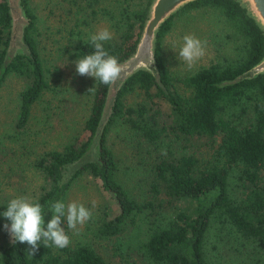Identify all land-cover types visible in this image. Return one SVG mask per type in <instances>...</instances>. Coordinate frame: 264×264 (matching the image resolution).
Segmentation results:
<instances>
[{"label":"trees","instance_id":"trees-1","mask_svg":"<svg viewBox=\"0 0 264 264\" xmlns=\"http://www.w3.org/2000/svg\"><path fill=\"white\" fill-rule=\"evenodd\" d=\"M83 1L86 0H68L76 9L82 7ZM98 2L86 1L89 6ZM149 3L150 0L113 1L117 7L115 27L119 35L116 41L107 42L105 48L117 56L119 62L134 51ZM17 5L26 18L22 29L26 51L9 53L16 16L10 0H0V86L11 72L29 78V84L19 93L15 126L22 128L29 120L33 103L48 83L31 35L35 14L29 7V0H17ZM199 7L216 10L235 27L239 41L233 49L237 56L223 62L213 61L177 78L186 90L181 93L161 55V42L175 17ZM115 8L100 9L114 12ZM110 15L113 17L112 13ZM89 37L78 35L73 44V55L82 58L94 52ZM154 51L157 76L139 68L125 79L114 96H108V85L96 80L90 112L84 122L88 137L84 140L75 136L61 148L48 149L34 158L33 163L48 180V185L43 186L33 200L44 208L45 227L53 216L49 211L50 204L66 203L70 186L85 171L99 181L100 188L114 205L113 211L104 210L102 231L106 234L119 232L127 221L134 224V213L150 204L149 201L143 204L136 201L116 178V156L106 139L115 122L122 120L153 144L149 149L157 158L152 166L157 182L152 189L157 193L161 180L162 191L170 197L188 198L193 202L190 211L178 210L165 221H161L162 218L151 221L149 231L139 243L144 259L149 264H229L216 257L212 259L207 249L211 230L219 223L220 228L223 227L221 224L231 226L236 239L240 238L244 243V256L232 264H264V180L261 177L264 176V72L227 83L262 57V29L240 0H192L160 25ZM131 91H142L143 96L133 104H125L124 97ZM156 96L162 97L171 108L169 123L161 119L160 111L154 106ZM108 97L111 105L105 116ZM167 131L209 136L207 156L194 153L177 156L171 150L160 154L154 143L163 140ZM211 137L219 138L214 143ZM92 143L96 146V155L86 159L85 154ZM235 177L248 182L243 184L245 191L242 189L234 194L230 184ZM8 203L0 202V231H5L4 238L8 237L4 225L11 224L2 214ZM62 227L68 234L65 221ZM29 247L26 243H12L11 237L5 239L0 249V264H110L87 242L71 243L65 248H46L41 243L34 256L28 255Z\"/></svg>","mask_w":264,"mask_h":264},{"label":"rangeland","instance_id":"rangeland-1","mask_svg":"<svg viewBox=\"0 0 264 264\" xmlns=\"http://www.w3.org/2000/svg\"><path fill=\"white\" fill-rule=\"evenodd\" d=\"M86 1H83L82 7L76 9L68 0H29V7L36 17L31 35L35 39L43 62L48 87L43 89L33 103L26 125L17 128L15 122L18 115L19 93L29 84V78L25 74L11 72L1 83L0 202L10 201L16 197H28L33 201L43 186L48 185L43 172L33 163L34 158L48 149L61 148L75 136L84 140L88 137L89 132L84 128V122L89 115L93 99V91L89 90L95 87L96 78L77 73L75 61L80 57L73 55V44L79 34L90 36L101 28H108L114 34L111 42L118 39L119 32L115 27L117 7L113 5L114 0H99L98 3L90 5L92 9ZM10 3L16 18L8 50L10 54L16 51L25 52L22 29L26 18L17 5V0H10ZM68 6L71 9H68ZM102 7L115 9L114 12H103L100 9ZM185 35H194L207 42L205 56L191 69L178 58ZM238 41L235 27L222 15L212 8L199 7L175 17L170 30L162 39L160 51L170 75L174 78V84L178 91L183 93L186 90L177 78L213 61L223 62L235 58L237 53L233 46ZM142 96V91H131L126 93L124 102L133 104ZM156 97L154 106L160 111L161 119L169 123L172 118L171 108L162 97ZM110 105L109 98L104 111L105 116ZM167 132L162 137L163 140L154 143L160 154L171 150L177 156L190 153L207 156L209 136ZM218 138H212L214 143ZM106 141L116 156V178L136 201L141 204L149 201L150 204L142 206L141 210L134 213V224L127 221L119 232L106 234L102 231L104 210L109 208L113 211L114 205L100 188L99 181L85 171L73 181L65 204L73 201L82 203L92 210L93 217L82 226L79 234L67 229L68 235L71 243L91 244L110 264H149L141 255L139 243L149 231L151 221L159 218L165 221L178 210L190 211L193 202L188 198L170 197L162 191L161 180L158 192L152 189L157 182L154 180L155 173L152 169L157 158L150 152L153 144L145 141L125 122L122 120L115 122ZM95 149L96 146L92 143L85 154L86 159L95 157ZM261 177L264 180V176ZM246 182L235 177L232 185L230 184L235 190L234 194L242 189L245 191L243 184ZM93 201L96 202L95 208L92 207ZM221 225L222 228L216 223L211 230L208 253L212 259L216 257L221 260L220 262L232 264L237 258L241 259L244 243L242 239H236L231 226ZM65 226L67 228L66 221ZM4 233V230L0 231V249L5 239H10L9 233L7 238H4Z\"/></svg>","mask_w":264,"mask_h":264},{"label":"clouds","instance_id":"clouds-1","mask_svg":"<svg viewBox=\"0 0 264 264\" xmlns=\"http://www.w3.org/2000/svg\"><path fill=\"white\" fill-rule=\"evenodd\" d=\"M113 38L114 34L108 28H101L90 35L89 43L94 52L75 61L79 75L94 77L97 82L108 86L117 84L123 78L125 69L119 58L105 48V44ZM206 43L194 35H185L178 58L184 61L189 69L193 68L205 56ZM93 90L94 88L89 91ZM92 207H96L95 201L92 202ZM49 211L53 216L45 227V211L39 202H33L28 197L11 199L2 214L11 221L10 226L6 223L4 228L10 234L12 243L29 245L30 256L35 255L41 243L46 248H65L71 244V238L62 223L66 221L67 229L79 234L82 226L93 217L91 209L75 201L67 205L63 201L52 202Z\"/></svg>","mask_w":264,"mask_h":264},{"label":"water","instance_id":"water-1","mask_svg":"<svg viewBox=\"0 0 264 264\" xmlns=\"http://www.w3.org/2000/svg\"><path fill=\"white\" fill-rule=\"evenodd\" d=\"M189 1L192 0H150L134 51L120 62L125 69V74L117 84L109 86L108 96H114L125 79L139 68L150 71L153 76L158 75L154 51L157 31L160 25L171 14ZM240 2L246 7L264 33V0H240ZM262 72H264V53L254 65L228 80L227 83H235L245 78H253Z\"/></svg>","mask_w":264,"mask_h":264}]
</instances>
